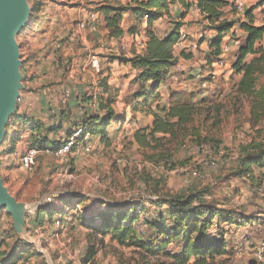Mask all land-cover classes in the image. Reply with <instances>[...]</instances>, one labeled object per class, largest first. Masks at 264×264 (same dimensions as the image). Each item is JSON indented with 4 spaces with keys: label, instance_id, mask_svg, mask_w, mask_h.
<instances>
[{
    "label": "rangeland",
    "instance_id": "obj_1",
    "mask_svg": "<svg viewBox=\"0 0 264 264\" xmlns=\"http://www.w3.org/2000/svg\"><path fill=\"white\" fill-rule=\"evenodd\" d=\"M80 3V0H27L29 14L27 23L17 35L16 42L21 57L25 55L39 58L37 71L40 74L52 69L47 61H50L49 54L56 50L55 41L67 39L70 26H61L76 20L70 18L69 11L56 14V7L66 5L65 10H73L79 9ZM253 3L247 1L246 7ZM89 5H93L95 12L99 11L100 4L95 2ZM263 6L264 1H261L255 7L257 25L264 24ZM188 13L189 11L186 14ZM227 15L236 22L245 20L243 14H237L232 9ZM52 18H55V21ZM53 22L56 23L51 28ZM127 22L125 19V26ZM199 22L192 21L189 24L193 27ZM139 24L140 34L136 36H129L130 29L128 30V25L125 27L124 35L129 37L125 43L127 47L125 50L120 43L110 46L101 25L99 30L101 35L99 32L98 34L105 47L102 50L99 48L101 46L96 39L98 34L92 38L96 41L92 47L93 54L100 57V74L95 73L87 65L86 53L83 52L82 46L74 43L65 48L67 51L69 48L75 50L74 55H67V52L62 51L59 69L54 70L58 73L55 74L53 82L48 83V88H39L41 95H36L38 92H34L31 85L24 83L30 88L28 92L32 93L38 102H41L42 98L49 104L51 101L56 104L57 101L61 103L67 100L68 105L77 99L75 96L66 98L64 93L66 88L76 89L84 96L94 85L100 86L101 82L105 83L107 74L113 73L115 78L123 80L120 82L121 85H118L120 92L117 96L113 95L121 106L117 110L122 118L119 123L112 122L108 129V136H116L111 146H97L98 141L93 145L90 143L92 153L85 154L79 144L72 154L63 160L41 154L37 166L32 170H25L21 167L20 158L28 149V143L33 144L37 141V138H24L28 129L34 127L35 130L42 132V136H55L54 141H64L75 130L76 125L81 123L80 108L79 105L65 109L61 106L56 107L58 111L64 110L63 116L60 114L59 117V124L63 123V127L58 125L53 128L55 116L43 117L47 120L46 123L38 117L29 120L10 117L5 137L0 145V173L3 186L8 193L16 203L26 207L19 216L25 220L27 232L19 234L12 214L5 210L1 211L0 252L7 256L6 264H174L173 256L182 252L185 242L179 238L171 243L169 237L159 232L163 228L164 231L171 230L170 212L174 207L165 203L186 199L190 194L198 197L193 205H213L225 211L243 214L246 220L243 222L239 219L241 215H238V224L232 226L219 217L215 220L218 226L215 225L211 233L225 236L228 254L216 257L208 264H257L253 261L254 253L264 236V168L255 164L243 166L241 158L251 148L264 144V77L259 82L257 97L249 100L238 96L236 92L241 80V76L236 75L233 69L237 59H232L231 62L228 60V64L220 69L216 80L210 74L213 70L212 65L208 66L207 63L208 68L203 74L206 80L205 88L184 72L189 65L183 71L179 68L181 65L179 60L171 71L173 79L163 86L160 103L166 104L168 99L176 94L189 96V100L194 102L205 101L206 112L196 118L192 126L198 128L202 138L208 139L209 142L197 141L195 136H189L185 143L179 144L168 138L163 142L165 143L163 147L156 151L144 149L135 142L134 135L141 128L152 127L154 118L144 113L134 115L132 109L124 107L123 100L126 95H122L121 92L131 94L133 89L136 90L135 87L128 85L125 79L133 78L135 73L128 75L129 67L120 64L119 61L113 66L111 62L117 56L125 57L133 51L143 49L138 42H145L148 37V26L145 21ZM198 30V27L192 29ZM192 31L190 29L181 33L193 35L197 33ZM201 33L202 30L196 38L188 35L189 43H186L183 49L178 45L175 54L180 57L185 53L197 59L198 64L205 69L203 63L206 59H203V51L200 50V45L202 46L200 42L204 40ZM228 36L231 38L229 41L231 45L237 40L242 43L245 38L238 24L234 28V33ZM77 50L79 54L76 53ZM251 59L252 57L249 58ZM189 69L193 67L190 66ZM209 79L212 81L211 84ZM175 83L180 89L185 83L186 90H174L168 94L166 92L170 89L168 86ZM256 104H261L260 108L258 105L255 106ZM37 105L31 99L30 106L34 109ZM155 107L156 103L153 104V108ZM253 112L257 115L255 116ZM157 137L163 138L162 135ZM199 144H206L211 148L213 158L218 163L216 168L206 169L200 164L204 157L196 158L193 155L191 148ZM163 153L167 155L163 156ZM116 157L122 158L124 163L118 164ZM189 168H197L203 178L188 177ZM48 198H51V202ZM59 199H70V209H67ZM157 201L164 205L151 204ZM39 203L46 204L55 214L50 216L44 214L45 216L37 221ZM106 204L127 206L136 204L141 207L142 204H147L139 215V222L145 229V235L137 230V242L140 243L131 241L123 243L113 233H102L77 219L78 211H83L88 217L94 216L101 209L107 210ZM76 205L77 210L73 208ZM155 212H160V217L165 221L161 219L153 221ZM254 220L255 224L252 223ZM150 222L157 223V226ZM138 244L154 246V249L149 251ZM0 264H3L1 259Z\"/></svg>",
    "mask_w": 264,
    "mask_h": 264
},
{
    "label": "trees",
    "instance_id": "obj_2",
    "mask_svg": "<svg viewBox=\"0 0 264 264\" xmlns=\"http://www.w3.org/2000/svg\"><path fill=\"white\" fill-rule=\"evenodd\" d=\"M196 1L197 9L203 16L204 21L209 22L208 28L217 35L209 44L212 55L216 58L221 57L222 47L228 34L233 32L237 24L239 25L245 38H243L242 45L238 50V59L233 64L236 75L241 76L236 92L238 96L249 100L257 97L259 82L264 77V26L256 25V9H248L243 13L245 20L236 22L228 17L226 18L225 10L229 7V2L222 0ZM175 5H180L184 10L181 20L175 18L173 14ZM192 6V0H133L132 4L127 7L103 6L99 9L106 16V28L109 30L111 38H120L124 35L120 24L124 12H132L138 22L145 21L149 28L148 40L144 42V47L140 53H135L130 59L116 58L120 63H129L133 69L139 72L137 83L140 87L132 95L133 113L135 115L144 113L154 118L152 127L141 128L134 135L135 142L144 149L156 151L163 147L165 144L163 142L167 141L168 138L179 144L185 143L189 136H195L197 141L209 142L208 139L202 138L198 128L192 126L196 122V118L206 112L205 101L194 102L189 100V96L176 94L170 98L168 105L160 103L162 98L159 89L162 83L171 74L180 58L191 59V56L185 55V53H182L180 57L175 56V48L182 39L183 20ZM232 10L236 11L235 7H232ZM165 18L170 21L173 28L164 38H159L152 29L158 20ZM130 33L134 34L135 31L131 29ZM250 57H252L251 60H249ZM210 79L209 83H212ZM100 87L102 95L99 97V114L92 116L86 122V125L89 134L101 137L104 142L108 143V129L111 123L116 120L114 108L116 100L110 93L106 82H101ZM154 103H156L155 108H153ZM257 105L260 108L261 104L255 106ZM256 109L258 108L256 107ZM256 109L254 108V110ZM253 113L255 116L257 115L255 112ZM60 127H63V123ZM158 135H162L163 138H158ZM58 143L59 141L48 142L47 139H42L34 141L33 146L40 148L56 147ZM165 155L167 153H163V156ZM241 163L246 167L255 164L260 168H264V144L251 148L241 158ZM197 199L196 195L190 194L186 199L165 203V205L172 204L174 207V210L170 212L171 230L168 232L164 231L163 228L159 232L161 235L169 237L171 243L179 238L185 242L182 252L177 256H173L174 264H208L216 257L226 256L228 254V243L225 241V236L211 233V229L216 225L215 220L219 217L231 226L238 224L239 219L246 222L243 214L225 211L213 205H193ZM59 201L65 204L67 209H70V199H59ZM151 204L163 203L157 201L155 203L151 202ZM78 205L73 208L77 210ZM106 205H108L107 210L101 209L94 216L88 217L83 211H78L77 219L84 225H89L90 228L102 233H113L123 243L127 241L136 243L138 237L135 223L140 221L139 215L144 211L143 207H146L147 204H142V207L136 204H128V206L120 204ZM155 213L157 216L153 221L156 222L159 219L165 221L163 217H160V212ZM44 214L50 216L55 213L53 209L49 210L48 206L44 205L40 207L37 221H40V218L45 216ZM238 215H241L239 219L237 218ZM155 222L150 223L157 226ZM255 222V220L252 221L254 224ZM216 226H218V223ZM138 245L149 251L154 249V246ZM4 255L3 252H0V259L3 264H6L7 259L4 258Z\"/></svg>",
    "mask_w": 264,
    "mask_h": 264
},
{
    "label": "crops",
    "instance_id": "obj_3",
    "mask_svg": "<svg viewBox=\"0 0 264 264\" xmlns=\"http://www.w3.org/2000/svg\"><path fill=\"white\" fill-rule=\"evenodd\" d=\"M132 1L133 0H119V2H115V0H80L81 3H80V8L79 9L65 10L64 9V6H66V5H60V6H57L56 7L57 10L55 11V13L56 14H58L60 12L67 13L69 11L68 13H70V14H68V15L70 16L71 19H82V18H85L86 16H88V14H90V13H97L99 15V18H100V20H99V30H100V27L102 25L104 27L103 28L104 35L108 38L109 43H110V46H113L114 44H119L120 43V44H123V49L125 50V49H127L125 43L128 41V38L129 37L127 38V37H125V35H123L120 38H111L110 37L109 30L106 28V16H105V14L104 13H98L100 11H98V12L96 11L95 12V10H93V8H94L93 5L92 6L89 5V3L93 4V3L96 2V4H100V6L98 7V9H100L103 6H111V7H115V8L127 7V6H129V5L132 4ZM222 1L229 2V4H230L229 7H227V9L225 10V14H226V18H227L228 17L227 13H229L230 9H232V7H234L233 6L234 0H222ZM247 1H249V0H247ZM247 1L246 0H243V2L245 4V11H248V9L255 8L259 2L264 1V0H250L251 2H254V3L251 4V5H249L248 8L246 7V5H247L246 2ZM192 3H193V6L189 10V13L186 14V18L183 20L184 26L182 27L181 31H186V30H189L190 31V29L192 31V29L194 27H198L199 30L198 31H192V32H197V33H195V35H193L192 33H187V34L181 33L182 34L181 35L182 36V39L177 44L176 47H178V45H180L181 46V49H183L184 46L186 45V43H189V39L190 38H189L188 35H190L192 37L194 36V38H196L197 37V34L200 32V30H202L201 36L204 38V40L200 42L202 44V46L200 45V48H201L200 50L203 51V54H202L203 59L204 60L206 59V61L203 63L205 69H203L198 64V61L195 58H191V59H187V60H185L184 58H180V62H181L180 64L181 65H184L186 68H187L188 65H189V67L190 66L193 67V69H191V70L188 67L187 68V71H184V72H186V74L188 76L193 77V79H194L195 82H198L199 84H202L203 85V88H205L206 87V80H205V77L203 76V74H205V70L208 68L206 66L207 63H208V66H209V64L212 65L213 70H211L210 74H212L213 79L216 80L218 78L219 74H220L219 73L220 72V69L222 68L220 62L222 61L224 63H227L228 60L231 62L232 59H235L237 57L236 56L237 55V49L236 48H233L232 51H229L228 53L225 52V48L228 45H231V44H229V41H230L231 38L228 36V37H226L225 43L223 44L221 57L218 59V58H216L215 56L212 55V51H211V48H210L209 44H210V42L213 39H215L217 37V35H216V33L214 31H212V30H210L208 28L209 22L208 21H204L203 16L201 15L200 11L197 9V1L196 0H192ZM262 9H264V6H263ZM183 13H184V10L182 9V7L180 5H175L173 7V14H174L175 18H179L181 20L182 17H183V15H182ZM122 18L123 19H122V21H121L120 24H121V28L123 29L124 33H125V30H126L125 27L128 25V30L129 29L130 30L132 29V30L135 31L134 34H131L129 32V36H134V35L136 36V35H139L140 34L139 29H138V28H140V24L137 21V19L134 17V15H133L132 12H124ZM52 19H54V21H55V18H52ZM125 19H127V21H128L126 23V26H125ZM194 19H196V20H194ZM230 20H232V19H230ZM192 21H200V22H199V24H195L192 27V25L189 24V22H192ZM54 23H56V22L51 23V25H52L51 28L53 27V24ZM62 24H63V22H62ZM256 25H257V21H256ZM263 25L264 24H262V25H259L258 24L257 26H260L261 27ZM61 27H65V24H63ZM172 28H173V25L170 23V21L168 19L165 18V19L158 20L155 23L152 31L159 38H164L172 30ZM147 29L149 30V28H147ZM232 33H234V30H233ZM97 34L98 33L92 35V37L90 35V42L89 43H90V46L91 47H93V45H95V43H96V41H94V39H92V38H95ZM99 34H100V32H99ZM99 34L97 35L96 39H98L97 40V43L101 46L99 48H101V50H102L105 47V44L100 39V35L101 34L100 35ZM69 36H70V32H68L67 39H69L68 38ZM147 40H148V37H146L145 42ZM72 45L73 44L70 43L69 46H72ZM55 47L56 48L58 47V45H56V41H55ZM194 47L196 48V45ZM55 51L56 50H54L52 52V54H49V56H48L49 59L53 56V54H54ZM64 51L67 52V55H74V52H75V50H72V49L70 50V48H69L68 51L66 49H64ZM140 52L141 51H136V52L133 51L132 54H130L128 56H125V57H121V58L130 59V58H132L134 56L135 53L138 54ZM76 53L79 54V51L77 50ZM85 56H86V54H85ZM175 56H177V55L175 54ZM117 58H119V57L117 56ZM86 59H87V57H86ZM117 61H119V60H117V59L111 60V62H113V66H115V63H117ZM86 62H87V60H86ZM47 64H48L49 67H51L49 61H47ZM120 64H123V65H126V67H129L130 70H128V75H130V73L131 74L132 73L133 74L135 73L134 76H133V78L128 77V79H130L129 82H128V79H125V82H127L128 85H131L132 87H135L136 90L133 89V91L131 92V94H129V93L127 94V92H121L122 95H126L125 98H124V100H123V101H125L124 102V104H125L124 107H127L128 109L129 108L132 109L133 108V98H132L131 95H133L139 89V87H140V85L137 83V79H138L139 72L137 70L133 69L132 66L129 63L123 62V63H120ZM87 65H88V63H87ZM111 65H112V63H111ZM183 70H186V69L184 68ZM57 73L58 72H54L53 69L47 70L46 73L43 72L42 74H40L38 72V78L30 84L33 87V91L34 92L35 91L38 92V94L36 93V95H41L39 88L40 89L41 88H48V83L53 82V79L55 77V74H57ZM95 73L100 74V69H99L98 72L95 71ZM107 76H108V78L106 79V83L108 85L109 91L112 94V96L113 95L117 96V93L120 92V91H118V85H121L120 82L123 81V80H118L117 78H115V75L113 73L112 74H107ZM171 79H173V78H171V74H170L166 78V80L162 83V85H161V87L159 89L160 93L163 90V86L165 84L169 83L171 81ZM174 82H175V80H174ZM176 84L177 83H175L173 86H168V89L170 88L171 90L169 89V91H166V92L169 94L170 92H174V90H178V91H182V90L185 91L186 90L185 89L186 88V84L185 83H183V85H181V89H180V87L178 88ZM29 89L30 88H28V91H29ZM52 91H54V90H52ZM84 93H86V92H84ZM101 95H102V89H101ZM26 97H27V104H28L27 106L30 107L29 110L30 111H33L32 113L34 115L36 114L35 115L36 117H38L40 120H42L44 123H46L47 120L46 119H43V117L44 118H47V109L49 108V102L45 98H42V101L41 102H38V100L35 99V96L32 95V93H30V92H28L26 94ZM31 99H33V102L34 103H37L38 104L37 105V108H34L33 109L30 106ZM62 102L63 101H61V103L59 101H57L56 104L55 103L53 104V102L51 101L50 104H52V106H54V107L61 106L63 109H65L66 107H69V106H71L70 108H72L75 105H79V108L81 107L80 106V100H76L75 102L71 101V102H69L68 105L62 104ZM169 102H170V98L168 99L167 103L164 104V105H168ZM120 107H121L120 104H118V102L116 101L115 102V105H114V108H115V111H116V120H115L116 123H119L120 122V118H122V117H120L119 112L117 110ZM35 110H36V112H35ZM63 111L64 110H60L59 111V113L62 116H63ZM88 112H89V114L85 118H81V120H83L84 122H87L92 116H94L96 114H99V100L97 101V103H95V106L92 105L91 108L89 107ZM37 113H38V115H37ZM124 116H126V115H124ZM54 137L55 136H42L41 137V140L42 139L43 140L44 139H47L48 142H52V141H54L53 140ZM24 138H26V136H24ZM114 139H116V136H108V143H107V142H104L101 137L91 135L90 143L93 145V144H95L98 141L97 142V146H99V145L100 146L101 145L111 146L112 142H114ZM0 175H1V173H0ZM6 257L7 256L4 255V258H6Z\"/></svg>",
    "mask_w": 264,
    "mask_h": 264
},
{
    "label": "built area",
    "instance_id": "obj_4",
    "mask_svg": "<svg viewBox=\"0 0 264 264\" xmlns=\"http://www.w3.org/2000/svg\"><path fill=\"white\" fill-rule=\"evenodd\" d=\"M233 6L236 9V12L238 14H243L245 12V4L243 0H234ZM147 18V17H146ZM65 26H70V36L69 39L66 40H58L56 41V45L58 47L56 48V51L54 52L53 56L50 58V66L53 70L55 68L59 69V59L61 58L62 51L71 44H80L82 46V50L84 53H86L87 57V63L90 68H92L94 71L98 72L100 69V58L97 55L93 54L92 47L90 46V35H94L99 32V16L97 13H90L88 16L82 19H76L71 20L70 22H67ZM64 42L66 44H64ZM138 44L142 47H144V43L138 42ZM242 43L240 40H237L235 44H232V46L228 45L225 48V52H229L232 48L240 49ZM237 56V55H236ZM22 65H21V74H22V83L24 86V90L20 91V95L17 98V109H16V119H27L35 118L36 114L34 115L30 111L29 108H27V97L26 94L28 92V88L25 85H30L33 81H35L38 78V72H37V66L39 62V58L36 59L33 56H23L21 57ZM238 59V56L235 58ZM221 66L224 67L226 63L220 62ZM179 68L183 69L185 68L184 65H179ZM51 77V76H50ZM25 83V85H24ZM65 97L70 98L72 96H75L77 100H80V111H79V117L85 118L89 112V107L95 106V103L99 100V97L101 95V88L100 86H93L89 89L88 93L84 96L81 95V92L76 89H67L64 91ZM63 104L67 105V100H63ZM51 116H55V119L53 120V128L60 125L59 124V117L60 113L57 110L56 107L52 106V104H49V108L47 109V118H50ZM15 119V120H16ZM52 128V127H51ZM52 128V129H53ZM87 125L86 122L81 120V123L79 125H76L75 130L66 137L64 141H59L56 147H46V148H40L38 146H33L31 142L28 143V149L22 154L20 158L21 167L25 170H32L34 169L38 164V159L41 154L44 155H50L54 156L57 159L63 160L67 158L69 155L72 154L75 147H78L79 144L82 148L83 153L85 154H91L92 153V146L90 145V138L91 134L87 132ZM29 131L26 132V138L31 139L34 138L37 140H41L42 132L39 130H35L34 127H31V129H28ZM29 133V134H28ZM193 155L196 158L204 157L201 161V165L204 166L206 169L208 168H216L218 166L217 161L213 158L212 150L211 148H208L206 144H200L198 146H195L191 148ZM116 162L118 164L124 163L122 158L116 157ZM187 176L194 179H202V173L197 168H189L187 169ZM48 201L51 202V198H48ZM46 204L39 203L38 207H42ZM0 210V215H1ZM6 212V210H5ZM157 214H155L154 218H156ZM60 223V221H58ZM141 222L137 223L136 227L137 230L139 229L143 235H145V229ZM253 261H255L257 264H264V236L260 241V245L257 247Z\"/></svg>",
    "mask_w": 264,
    "mask_h": 264
},
{
    "label": "water",
    "instance_id": "obj_5",
    "mask_svg": "<svg viewBox=\"0 0 264 264\" xmlns=\"http://www.w3.org/2000/svg\"><path fill=\"white\" fill-rule=\"evenodd\" d=\"M27 0H0V145L6 133L10 117L15 116L17 98L24 90L22 83L21 56L16 37L26 26L28 10ZM0 210L12 214L16 231L26 234V224L19 213L26 210L24 205L16 203L3 186L0 175Z\"/></svg>",
    "mask_w": 264,
    "mask_h": 264
}]
</instances>
